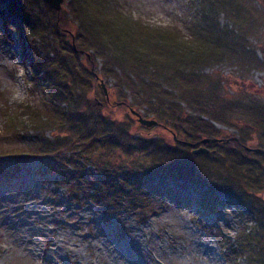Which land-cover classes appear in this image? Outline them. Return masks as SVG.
Listing matches in <instances>:
<instances>
[{"label":"rangeland","instance_id":"1","mask_svg":"<svg viewBox=\"0 0 264 264\" xmlns=\"http://www.w3.org/2000/svg\"><path fill=\"white\" fill-rule=\"evenodd\" d=\"M33 1V9L38 8L46 17H52L44 1ZM70 1L63 0L60 10L66 15L60 40L66 45L73 42L81 45L90 38L87 29L80 27L79 21L76 23L68 7ZM200 1L106 0V7L109 13L127 12L130 19L141 22L133 27L138 30L137 38L143 50L149 48L150 53L156 50L155 53L166 54L160 43V31L153 25L175 26L183 38H189L188 25L192 24L194 6H200L197 5ZM29 2L32 0H26V5H30ZM251 3L262 18L256 27L240 22L225 10L214 15L218 26L234 33L240 30V43H247L251 54L241 57L232 55L237 54V49L222 51L221 58L212 57L210 63L191 66L184 62L179 68L173 66L175 71L156 65L158 67L154 66L145 74L143 64L136 65L127 58L129 53H125L121 43L122 24L118 21L106 24L102 31L104 37L100 39L102 44L98 42L87 50L83 47L86 54L78 57V63L85 69V72L81 70L83 88L90 105L97 108L103 125L100 135L113 147L118 136L126 135L131 145L115 147L109 151L110 155H103L100 160L103 169L80 154L85 163L81 164L79 159V165L74 167L81 171V179L74 174L66 180L56 169L53 157L35 151L43 147L39 142L43 139L58 137V143L63 144V140L66 142L63 146H67L72 139L66 136L73 131L70 129L68 133L57 120H52V106L46 97L50 85L36 86V80L41 77L31 75L35 55L29 43L33 36L27 11L21 14L20 21L17 14L2 10L0 0V264H106L116 253L138 264H247L244 256L235 258L237 250L231 251L228 245L244 227L254 231L258 228L264 208V0H251ZM109 27L110 31L118 28V44L111 42ZM164 38L167 37L164 35ZM90 42L95 40L91 38L88 44ZM176 42L180 39L171 40L173 45ZM38 49L39 56L46 59L56 56L51 48L39 45ZM162 74L168 78L163 79ZM68 86L72 87L70 81ZM158 86L160 89L152 94L153 88ZM159 105L162 109L159 116L149 111ZM30 113L35 116L31 119L33 124L28 119ZM137 113L156 121L151 125L142 124ZM10 115L14 116L13 126L8 120ZM84 118V109L78 107L74 119ZM16 123L18 130L14 129ZM111 123L122 124L126 131L111 127ZM60 129L64 132L57 135ZM135 138L140 139L138 143L155 145L151 158L153 154L163 153L165 156L161 157L168 165L173 156L167 150L180 148L175 159L181 162V167L185 165L189 173L201 168L198 175L206 178L196 180L201 187L195 183L198 188H184L186 194H182L183 190L172 187L169 182L154 185V177L159 175L155 170L160 166H152L146 168L152 172L150 180L145 176L139 179L153 185L147 190L149 207L136 206L129 187L122 193L109 191L121 188L125 168L131 167L130 162L133 164L132 159H127L131 146L137 141ZM203 138L216 139L209 145L216 149V155L221 156L223 162L213 158L211 153L191 154V150L206 144ZM222 140L225 142L216 144ZM193 143L197 145L189 146ZM232 150L242 154L243 159L236 157L235 163L239 161V165L233 168L236 170H230L235 175L230 180L224 178L222 172L230 166ZM68 154V159L75 161L76 155ZM113 154L116 155L113 157ZM65 169L73 172L71 165H65ZM176 173L189 177L181 171ZM106 178L118 183L114 187L108 184L105 191L97 193L95 190ZM241 178L244 180H239ZM242 188L246 195L240 197ZM108 191L114 200L112 204L108 202ZM200 200L205 206L203 209L199 207ZM17 215V221L22 219L20 224L26 222L35 230L27 237L33 246V257L23 256L3 234L1 222L7 224V219ZM18 243L25 247L22 241ZM23 250L22 253L26 252L25 248Z\"/></svg>","mask_w":264,"mask_h":264},{"label":"trees","instance_id":"2","mask_svg":"<svg viewBox=\"0 0 264 264\" xmlns=\"http://www.w3.org/2000/svg\"><path fill=\"white\" fill-rule=\"evenodd\" d=\"M41 1L43 2V0ZM80 1L82 3L81 5L80 3H77L76 0H71L70 4H68V7L71 10L74 19L76 20V23L79 21L78 25L80 27L83 26L85 29H87L89 36L88 38L90 39H88L87 42H84V44L81 45L74 43L73 47L71 43H69V45H66L65 41L60 40V37L62 35V26L65 24L64 18L66 17L65 13L63 14V11L57 18L55 15V11L45 6L46 10H49L53 13L52 17H46L45 14L42 13L38 8L33 9V3H35L33 0L32 3L29 2L30 5L28 3L26 5V0H8L9 9L13 13L21 17V14L26 13L27 11L29 16L28 20L30 19V21H32L30 23L31 26L29 27V29L31 30V36L33 37H31L29 43L35 55V68L34 73L31 75L39 74V76L41 77V80H36V86L45 88V86H43L44 83H46V86L50 85V87L48 86V89L46 90L48 91V93L46 94L47 101L52 106V115L50 116L52 120H57L58 123L61 124L63 130H68V133L71 132L70 129H72L73 131V134H69L68 136H66L72 139L69 141L67 146H63V144L66 143L62 140L63 138L61 139V143L63 144L58 143L60 141L57 140L59 139L58 137L56 139L53 138L52 140L43 139L39 141L43 143V147H37L38 151H35L37 154H45L53 157V159L55 160L54 163L57 164L56 169L60 172V176L64 177V179L66 180L72 178L74 174L77 175L78 180L81 179V171L77 167H74L79 165L78 163H80V161L78 162V159L82 161L81 164L85 163L84 158L79 157L80 154L87 157V160L91 163L97 164L98 168H102L100 160L102 159L103 155L107 156L109 154V151L114 150L115 147L118 149H121L123 147L126 148L131 143L127 140L126 135H117L118 140L114 141L115 147H113V144H109L110 141H108V139L100 135L102 133L100 130H103V125L101 124V121L97 115V108L96 106L94 107L93 104L90 105L91 101L86 96V92L84 90L85 88H83V72L81 70L85 72V69H83V67L80 66V63H78L80 62L78 60V57L81 54H86L83 47H86L85 49L87 50L88 48H92L93 46H95L98 42L102 44V41L100 39L104 37L105 33H102V31L105 30L106 24L110 22H112L113 24L115 23L114 21H118L120 22V24H122L123 27L120 30L124 32L122 33V36L124 37H122L123 42L121 43L124 44L125 53H129L127 55V58L129 57V61L133 62L136 65L142 66L141 64H143L142 68L145 70L146 74V72L150 69H153L154 66H168L166 67V69H172L173 71H175V67L179 68L184 62H188L191 66L193 64H206V62L210 63V59L212 57H216L217 59L221 58L222 51L232 52L233 50L237 49V54L232 55L241 57H244L247 54H251L248 51L249 46L247 45V43H240V30L234 33L227 27L218 26L217 22L215 21L214 15L217 14L220 10H225L232 13V16L237 18L240 22L250 23L252 27L259 26L262 19L261 16L257 14L256 9L251 3V0H201L200 2H198L199 4H197L200 6H194V16L192 17V24L188 25L191 28L190 37L183 38V35L178 29H176L175 26H163L154 24L153 27L160 31L159 36L160 39H162V42L160 43H162L161 46L165 48L164 53L166 54H163L161 51L155 53L156 50H153L154 53H150L149 48L143 50V46L140 42L141 40L137 38L138 30L134 29L133 27L134 25H138L141 22H138V20L130 19L128 17L130 14H127V12H124V14L122 12L119 13L116 11L109 13L106 7V0ZM94 6H97L98 9H95ZM19 20L21 21L22 19L19 18ZM140 26L145 27L143 25ZM108 34L109 37H113V40H111V42L118 44V28L112 29L110 31L109 27ZM164 35L167 37L166 39L164 38ZM50 36L52 37V40L51 38H48ZM91 38H93L95 42H90V44H88V41H91ZM174 38L180 39V42H176L173 45L171 43V40L174 41ZM60 42H62V44H65V46L61 45ZM142 42H144V40H142ZM39 45L44 48L51 47V49L55 50L56 56L47 59L45 57L39 56ZM170 48L173 50H170ZM179 49H182L183 51ZM91 57L92 56L89 55L88 59L90 60ZM173 59L175 60L172 64ZM169 61L171 64H169ZM161 77H163V79L168 78V76H166L165 74H162ZM68 81H70V84L72 85L71 88H69L68 86ZM160 84L162 85L163 82L160 81ZM158 89H160L159 86L153 88L152 94H155ZM72 93H74V100L72 99ZM62 103L64 105H62ZM78 107H82V109H84L85 118L83 120L74 119V113ZM73 109L74 112H71ZM149 111L157 113L158 116L162 113L160 105L156 109L150 108ZM30 114L31 115L28 116V119L33 124V121L31 119H34L35 116L33 115L34 113ZM13 117L14 116L10 115V119H8L9 122L13 120ZM85 119L86 121H84ZM84 123L88 124V126L86 127ZM13 124L14 123L11 122L10 125L13 126ZM77 124L79 125L77 126ZM109 125H112L111 127L113 128L126 131L125 127L122 124L111 123ZM16 127L17 123L14 125V129L18 130V128ZM63 130L60 129L57 135H60L62 132H64ZM135 139L137 141L134 142V146H131L130 155L128 156L127 160L132 159L133 164L135 163L136 167H133V164L130 162L129 165H131V167L125 168L122 176V181H120L121 188L110 189L109 191H111L112 193H122L121 191L124 192L123 189L125 187H129V189L131 188L133 194L132 202L135 203L136 206L149 207V193L147 192V190H149L148 188L153 185L149 184V181L143 183L141 180L139 181V179L145 176L148 180H150V178L152 177V172H149L148 170H146V168H152V166H160V168L155 170V172L159 174L158 176L163 174L164 172L161 170H164L170 175L184 178L183 176L177 175L176 173V171H181L189 176L185 178L191 179L192 181L194 179L195 181H204L206 179L198 175V172L201 171V168L200 170L195 168L194 173H189L185 170V165H183V167L179 165V163L181 162H179L175 158H177V154L180 151L178 149L180 148L171 147L169 148V150H167L168 154H172L173 156V160L168 162L170 164L168 165L166 163L167 160H164L161 157L163 153L157 156H155L156 154H153L151 158V149H153L152 147H154L155 145L151 146L143 142L142 145L141 143H138L141 142L139 138ZM236 144L239 147V143ZM72 146H76L79 150H75V148ZM32 147L34 148V146ZM68 152L76 155L75 161L72 162L68 159L70 155L68 154ZM181 153L183 154L184 152L182 151ZM231 154L233 157L230 161V166L227 167L226 170L224 169V171L222 172L224 178H228L230 180L235 177L234 173L230 172V170H236L233 168H236V165H239V161L235 163V159H243V155L237 151L232 150ZM115 155L116 154H113V157ZM163 156H165V154H163ZM211 156H213V158H216V160H223L221 156L218 157V155L216 154ZM225 157L228 159L227 156ZM65 165H71L73 172L69 173L70 170H66ZM68 174H71L72 176ZM238 176H241V174L239 173ZM242 179L243 178L239 180ZM245 181L246 183H248L247 180ZM117 183L118 182L113 181V179L106 178L102 182H100L95 191L101 194L100 191H105L106 185L109 184V186L114 187ZM209 184L211 185L210 182ZM75 187L76 186H74V188ZM211 187L213 190L216 189V187L213 185H211ZM152 188L153 187H151V189ZM244 189L245 188L241 189L240 197L246 195L242 192L244 191ZM109 191L107 197H109L110 201L108 200V202L112 204L114 200L110 198ZM230 195L233 196V194ZM240 201L242 200L240 199ZM121 202L125 201L121 200ZM242 204L246 205L245 203ZM261 214L263 221L261 220V218L260 220L258 218L256 219L259 220V226L255 231L253 228L246 229L244 227L240 235H237L234 241L228 245V248H230L231 251L237 250L235 258H238L242 255L246 259L247 264H264V229L262 230V224H264V208L261 209Z\"/></svg>","mask_w":264,"mask_h":264},{"label":"bare ground","instance_id":"3","mask_svg":"<svg viewBox=\"0 0 264 264\" xmlns=\"http://www.w3.org/2000/svg\"><path fill=\"white\" fill-rule=\"evenodd\" d=\"M41 12L43 13V11H41ZM60 13L61 12H59V13L55 12V15H56L57 18L59 17ZM51 40H52V37H51ZM223 142H225V141L222 140V141H220L219 143H216V144H220V143H223ZM209 144L210 143L206 144L207 147H209L211 150H214V153L216 154V149L210 147ZM17 218H18V215L15 218H10L9 220L7 219L6 220L7 224L1 222V227H2L3 234L5 235V237H7L11 241L12 244H15L18 247V249H20V253L23 256L26 257V256L30 255L31 257H33V249H32L33 246L30 244V241H28L27 237L32 235L33 233H35V230L32 227L28 226L26 222L20 224L19 221H21L22 219L17 221ZM18 240L22 241V244L25 247H22L18 243ZM136 240H137V238H136ZM23 248H25V251H26L24 253H22ZM107 261L108 262H106V264H138L136 260H135L136 262H134L133 260L131 261V260L125 258L123 255L118 254V253H116V257L115 258L107 259Z\"/></svg>","mask_w":264,"mask_h":264},{"label":"water","instance_id":"4","mask_svg":"<svg viewBox=\"0 0 264 264\" xmlns=\"http://www.w3.org/2000/svg\"><path fill=\"white\" fill-rule=\"evenodd\" d=\"M44 1L50 8L56 10L57 13L60 12V10L62 8L63 0H44ZM72 46L74 47V43L72 44ZM136 115H137L138 121L141 122L142 124L151 125V124H154L156 121L153 119L150 120V119H146L144 117H141L138 113ZM215 140H216L215 138H203L202 142H205L206 144H208V143H211L213 141L215 142ZM246 149H248V148H246ZM190 152H191V154L212 153V152H214V150H210L206 146H199L198 148H194Z\"/></svg>","mask_w":264,"mask_h":264},{"label":"flooded vegetation","instance_id":"5","mask_svg":"<svg viewBox=\"0 0 264 264\" xmlns=\"http://www.w3.org/2000/svg\"><path fill=\"white\" fill-rule=\"evenodd\" d=\"M189 146H191V145H189ZM209 148V147H208ZM246 149V148H245Z\"/></svg>","mask_w":264,"mask_h":264}]
</instances>
